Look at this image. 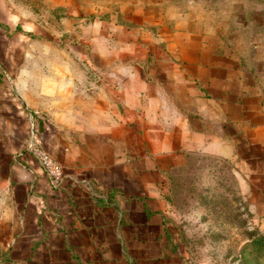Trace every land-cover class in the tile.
Returning <instances> with one entry per match:
<instances>
[{"label": "crops", "instance_id": "1", "mask_svg": "<svg viewBox=\"0 0 264 264\" xmlns=\"http://www.w3.org/2000/svg\"><path fill=\"white\" fill-rule=\"evenodd\" d=\"M235 1L225 9L245 22L252 0ZM206 10L194 1L152 27L141 55H88L95 74L44 52L0 7V238L11 264H163L176 250L174 172L193 157L248 168L264 189V68L232 42L240 23ZM31 119L63 166L58 188L25 149Z\"/></svg>", "mask_w": 264, "mask_h": 264}, {"label": "rangeland", "instance_id": "2", "mask_svg": "<svg viewBox=\"0 0 264 264\" xmlns=\"http://www.w3.org/2000/svg\"><path fill=\"white\" fill-rule=\"evenodd\" d=\"M0 1L1 9L20 30H30L33 39L43 37L44 52L69 53L76 72L98 69L101 62L89 60L90 54L146 53L148 40L153 38L151 28L173 24L194 1L207 7L204 15L211 21L240 23L232 42L240 46L247 64L264 68V0H252L245 22L238 14H228L224 0ZM239 2L234 3L238 10ZM157 7L163 11H147ZM174 173L171 214L178 229L172 231L171 244L176 250L164 252L169 258L161 257L163 264H264V256L255 257L249 245L254 237L264 235V189L248 181V168L193 157L189 167ZM246 198L252 200L248 206ZM0 264H11L1 238Z\"/></svg>", "mask_w": 264, "mask_h": 264}, {"label": "built area", "instance_id": "3", "mask_svg": "<svg viewBox=\"0 0 264 264\" xmlns=\"http://www.w3.org/2000/svg\"><path fill=\"white\" fill-rule=\"evenodd\" d=\"M25 149L39 163L53 188H58L64 178L63 166L44 148L37 126L30 120Z\"/></svg>", "mask_w": 264, "mask_h": 264}, {"label": "trees", "instance_id": "4", "mask_svg": "<svg viewBox=\"0 0 264 264\" xmlns=\"http://www.w3.org/2000/svg\"><path fill=\"white\" fill-rule=\"evenodd\" d=\"M249 245L256 251L255 257L264 256V235H257L250 241Z\"/></svg>", "mask_w": 264, "mask_h": 264}]
</instances>
